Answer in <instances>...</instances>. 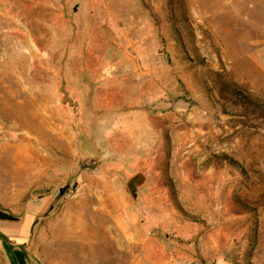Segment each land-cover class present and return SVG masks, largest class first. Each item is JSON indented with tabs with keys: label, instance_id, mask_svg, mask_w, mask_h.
Returning a JSON list of instances; mask_svg holds the SVG:
<instances>
[{
	"label": "rangeland",
	"instance_id": "374dc122",
	"mask_svg": "<svg viewBox=\"0 0 264 264\" xmlns=\"http://www.w3.org/2000/svg\"><path fill=\"white\" fill-rule=\"evenodd\" d=\"M0 208V264H264V0H0Z\"/></svg>",
	"mask_w": 264,
	"mask_h": 264
},
{
	"label": "water",
	"instance_id": "95a60500",
	"mask_svg": "<svg viewBox=\"0 0 264 264\" xmlns=\"http://www.w3.org/2000/svg\"><path fill=\"white\" fill-rule=\"evenodd\" d=\"M143 182L144 177L139 173L127 183V188L134 192L136 189L143 185ZM18 219V217L14 216L9 211L0 208V220L16 221Z\"/></svg>",
	"mask_w": 264,
	"mask_h": 264
},
{
	"label": "bare ground",
	"instance_id": "6f19581e",
	"mask_svg": "<svg viewBox=\"0 0 264 264\" xmlns=\"http://www.w3.org/2000/svg\"><path fill=\"white\" fill-rule=\"evenodd\" d=\"M48 130V129H47ZM47 130H45V131H47ZM52 133V132H51ZM54 133V132H53ZM53 135V134H52ZM119 216V215H118ZM115 219V218H114ZM118 221V220H117ZM114 222V221H113ZM118 225H119V223H118ZM63 238V237H62ZM70 243H71V238H67L66 240H64V241H62V245H65V247L67 248V246H69L70 245ZM55 244V243H54ZM61 244V243H60ZM93 248V247H92ZM68 250V249H67ZM92 250V249H91ZM62 251V250H61ZM66 251V249L64 250V252ZM58 252H59V250H58ZM92 252H93V250H92ZM91 254V253H90ZM87 256H89V255H87ZM86 256V257H87ZM131 256V255H130ZM90 257V256H89ZM94 257V256H93ZM98 257V256H97ZM96 257V258H97ZM101 258V257H100ZM134 258V257H133ZM93 260V259H92ZM97 260V259H96ZM135 260V259H134ZM86 262H87V260H86ZM96 262V261H95ZM97 264V263H96ZM134 264H135V262H134Z\"/></svg>",
	"mask_w": 264,
	"mask_h": 264
},
{
	"label": "crops",
	"instance_id": "0c3cea01",
	"mask_svg": "<svg viewBox=\"0 0 264 264\" xmlns=\"http://www.w3.org/2000/svg\"><path fill=\"white\" fill-rule=\"evenodd\" d=\"M132 116H136V114H135V115H132ZM127 117H131V115H128ZM127 117H126V118H127ZM131 134H132V133H131Z\"/></svg>",
	"mask_w": 264,
	"mask_h": 264
}]
</instances>
